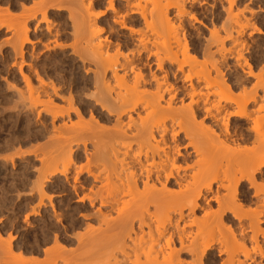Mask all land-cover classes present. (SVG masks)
<instances>
[{"label": "bare ground", "instance_id": "1", "mask_svg": "<svg viewBox=\"0 0 264 264\" xmlns=\"http://www.w3.org/2000/svg\"><path fill=\"white\" fill-rule=\"evenodd\" d=\"M70 1L79 7L81 11L78 10V13L82 12L80 15L74 10L77 16L70 17L74 40L70 51L77 55L79 53L84 77L75 76L77 68L67 67L63 70L58 63L51 67L27 66L28 72L32 71L35 77L28 72L24 74V48L32 43L28 37L30 20L22 19L25 15L21 17V13L19 16L22 22L19 23L20 18L15 16L18 14L14 13L18 6L23 13L29 9L25 8L24 2L19 5L17 0L9 1L11 5L3 6L4 9L1 6L4 2L0 3V29L10 30L12 27L13 32L12 40L4 42V45L11 46L12 54L17 58H14L13 63L21 78L20 81L13 78V83L6 84L16 93L12 110L17 111L18 114L15 110L14 113L19 121L26 118L25 126L22 124L18 133L13 134L10 126L11 132L7 133L10 139L0 141V159L6 165L10 162L13 168L12 158L19 154L22 146L43 140L42 145L36 144L32 150L25 152L35 155L40 151L42 157L35 156L40 163L36 170L38 175L35 174L37 177L33 181L32 177L27 180L28 174L25 178L29 190H26L24 196V207L30 212L24 213L27 209L22 212L26 214L22 221L28 223L29 216L41 218L42 210L47 207L51 211L44 217L45 229L42 227L43 230H39L41 232L37 236L35 233L36 237L28 236V241L23 245L14 244L19 236L9 231L16 229L18 232L21 228L26 230L24 226L20 228L14 221L10 225H0V258H3L0 263L217 264L211 253L216 237L214 234H218V237L225 235L224 239L230 238L228 241L226 238L227 242L220 239L227 246L225 249H230L225 251L223 247L219 248V254L224 250L225 255L236 252L235 248L231 251L230 243L234 246L245 238L244 229L239 228L240 238L231 229L234 221L241 224L247 218L253 232L252 240L255 241L259 233L264 236L258 227L264 212V134L258 127L259 120L264 117L261 115L264 113V67L258 70L255 64L243 60V55L231 49L232 45L230 49L236 53L233 55L235 66L226 63L227 56L223 54L226 51L228 54L229 50L223 49V43L226 38L233 37V29L230 31L225 28L223 42L217 32L211 30L210 37H207L210 41L207 40L208 46L205 43L207 47L203 50L202 60H199L198 54L186 42L183 43L185 35H182L184 29L180 19L188 12L183 0L180 3L173 1V4L178 3L173 5L177 11L175 13L182 16L180 19L176 17L178 24L170 17V0L165 3L162 1L163 4H159L160 0L147 3L146 0H117L124 2L123 9L116 8L114 0H107V7L103 10L100 9L104 5L102 0ZM195 1L190 0V4ZM142 2L145 3L143 7ZM226 2L229 14L234 0ZM47 3V6H54L57 11L65 8L58 2V7L53 2L50 5ZM148 3H151L150 8L146 9L144 6ZM97 8L100 9L98 13L92 12ZM69 9H75V6ZM3 14L6 17L9 15V23L13 25L3 24ZM191 15L189 18H192ZM32 16H28L29 19ZM234 16H231L230 24L238 22L235 20L238 16ZM41 18L47 21L46 15L43 14ZM38 23L36 21L32 29L34 32L39 28ZM240 23L243 25L239 22L237 26ZM114 26L118 27L119 32L113 31ZM238 27L245 29L246 25L244 28ZM49 28H46L47 33L50 32ZM225 29L222 30L225 32ZM103 34L106 35L102 37ZM160 36L165 39L162 44L161 40L164 39ZM120 38L127 40L122 41ZM77 42L81 47H78L79 50L75 45ZM214 42L215 45L221 43L222 49L216 46L217 50L212 48L213 51L211 45ZM174 44L176 46L172 47ZM112 48L116 52L126 50L127 54L122 56V61L110 62L113 53L110 56L109 51ZM86 61L92 63L93 69L86 70ZM89 71L90 89L85 91V77L89 76ZM49 72L53 76L60 73V77L44 80L40 76ZM34 82H37L36 86ZM21 83L23 87L20 88ZM64 88H69L66 95L62 92ZM6 102H2L5 109ZM8 109L11 110V107ZM11 113L5 114L7 116ZM6 116L2 115L0 121L5 123ZM30 116L33 119L35 117L34 125L37 124L34 133L29 132ZM46 117L50 119L49 125L46 124ZM249 122L255 126H249ZM0 126L1 129L5 128L4 124ZM4 131L2 134L8 130ZM15 147L18 152L14 151ZM12 149L16 152L12 153L13 157L8 152ZM58 161H62L59 163L63 165L61 169L57 168ZM82 161H85L87 167L90 165L91 169L88 170L85 165L83 167L86 168L80 167L83 164L79 162ZM70 170L74 171L72 178L69 177ZM83 173H86V178L82 177ZM249 189L253 191V197H256L254 205L257 207L251 210L246 205L252 202L247 198ZM52 193L61 194L59 199L65 200L66 205L76 198L74 208L72 206L69 210L79 213V218L67 209L63 212L60 209L59 212L52 204ZM36 197L37 203L30 207ZM220 228L226 232L224 235ZM251 249L252 256L246 248L245 252L238 249L244 258L241 262L237 261L238 264H249L246 263L247 259L253 263L259 259L264 260L260 245L257 250ZM231 254L226 255L229 256L228 262L224 260L221 264H233L235 258Z\"/></svg>", "mask_w": 264, "mask_h": 264}, {"label": "rangeland", "instance_id": "2", "mask_svg": "<svg viewBox=\"0 0 264 264\" xmlns=\"http://www.w3.org/2000/svg\"><path fill=\"white\" fill-rule=\"evenodd\" d=\"M9 1H12V0H9ZM8 0H0V3L1 2H4V3H1L2 5V7L3 6H5V7H9L10 5H11V2H9ZM15 1V0H14ZM18 1V3H20L22 0H17ZM33 3H32V2ZM38 1V2H37ZM42 1H45V3L43 4V2ZM103 1V3H104V5L102 6V7H100V9H104L105 7H107V6H105V5H107V0H102ZM147 1L148 2H150L151 0H146V2L145 3H147ZM153 1V0H152ZM161 2L159 3V4H163V2L162 1H164V3L165 2H167V0H160ZM173 1L174 0H170V1H168V2H172V3H168V4H171V8L169 7V14L171 15L170 17L172 18H174V19H172L174 22H175V24L177 23L178 24V21H176L177 20V18H181L182 16H183V18L182 19H180L179 21L180 22H183L182 23V28L184 29L183 30V36H184V42L183 43H187V45H189L191 48H192V50H194V52H196V54H198V59L199 60H202V53H203V50H204V48H205V46H206V44H207V46H208V41H210V40H208V38L210 37V35L209 34H211V32L214 30V31H216L217 32V34L222 38V42H223V39H224V37L226 36V34H224V33H226V29L225 28H227V29H233L232 31H231V33H232V36L234 37L235 35V37L233 38V37H231V39L233 38V40L231 41V39L230 38H226L225 39V41H224V43H223V45L225 46V47H223V49H225V50H229V53L227 54V51L223 54V51L221 50V52H222V54L223 55H226L227 57H226V63L228 64V65H230V66H235V60H234V56L233 55H235L236 53H240L239 55L240 56H242L241 58L243 59V60H246L247 62H250V63H252V64H255L256 66H257V68H258V70L259 69H261V67H264L263 65V63L264 62H262V61H264V0H234V2H233V5H232V8H231V12L233 11V13H227V8H228V5H227V2H226V0H199V2H197V0L195 1V3L194 2H191V4H190V0H183L184 1V8H186L187 10H188V12H187V14H185V15H182V16H177V14L175 13V12H177L176 11V9L174 8V6L176 5V4H178L177 2H175V4H173ZM175 1H181V0H175ZM24 2V4L23 5H25L26 4V6H25V8L26 9H29V10H27V12H29V13H27L26 11V13L24 14L22 11H21V8H20V6H18V8L16 7V11H15V13L14 14H18V15H15V16H18L19 18H20V16H19V14H21V17L23 16V15H25V17L24 18H22V19H25V18H28V21H29V24H28V28H29V32H28V37H29V41H30V43L31 44H28V45H26L25 46V48H24V53H25V59H24V62H25V65H24V74H31L30 76H32V77H35V75L32 73V71H29L28 72V69H29V67H27V66H37V68L38 67H41V66H44V67H48V65H49V67H51V66H53V65H56L57 63L61 66V68L63 69V70H66L67 69V67L68 68H74V69H76L75 71V76H80V77H84L85 76V72H84V69L80 66L81 65V59H80V55H79V53H78V55L77 54H74L72 51H70L71 49H72V47H71V45H73L74 44V40H73V34H72V32H73V28H71V20H70V17H75V16H77L76 14L78 13V10L79 11H81L80 9H79V7H77V5L74 3V1H70V0H53L52 2L53 3H55V6L56 7H58L57 6V4L58 3H60V4H58V5H60V6H64L65 8H67L68 7V5H69V7L65 10V8L64 9H61L60 11H57V9L55 10V7L53 6V8H51L50 6H47L48 5V3L47 2H49V5H50V3H52V2H50L49 0L47 1V0H26V1H22V3ZM42 2V3H41ZM58 2V3H57ZM67 2V6L65 5V3ZM71 2V3H70ZM6 3V4H5ZM22 3H20L19 5H21ZM73 3V4H72ZM145 3L144 2H142V7H143V5H145ZM156 3V2H155ZM180 3V2H179ZM182 3V2H181ZM194 3V4H193ZM202 3V4H201ZM5 4V5H4ZM36 4V5H35ZM149 4H151V3H148V5ZM224 4H226V5H224ZM114 5L116 6V8H121L122 7V9L125 7V5H124V2H121V1H117V0H114ZM148 5L147 6H144V7H146V9L147 8H150V5H149V7H148ZM165 5V4H164ZM174 5V6H173ZM187 5V6H186ZM30 6H31V8H30ZM34 8H33V7ZM37 6V7H36ZM40 6V8L38 9V7ZM74 7L75 6V9H69V8H72V7ZM119 6V7H118ZM193 6V7H192ZM227 6V7H226ZM5 7H3L2 9H4ZM29 7V8H28ZM45 9H47V10H45ZM49 9H48V8ZM192 7V8H191ZM38 10H37V9ZM61 8V7H60ZM77 8V9H76ZM223 8V9H222ZM41 9H42V11L43 10H45L46 11V14L44 13V11L42 12L41 11ZM98 9V10H97ZM97 9H95L94 11H92V12H95V13H98L99 11H100V9L99 8H97ZM185 9V10H186ZM191 9H194L193 11L191 10ZM35 10H37L38 12L36 13V11ZM74 10H77L76 12L74 11ZM39 11H41V13H39ZM97 11V12H96ZM31 12H35L34 14L33 13H31ZM82 13V12H81ZM81 13L79 12L78 14H80L81 15ZM109 14H110V12H108ZM173 13V14H172ZM175 13V14H174ZM237 13V14H236ZM43 14L44 15H46V17H47V23L46 22H44V20H42V16H43ZM192 14V15H191ZM239 14V15H238ZM4 15V14H3ZM35 16L34 17V20H31V19H33L32 17L33 16ZM176 15V16H175ZM189 15V16H188ZM190 15L192 16V18L193 19H195V21L194 20H192V18H189L190 17ZM234 16V15H237L238 16V18H235V20L236 21H238V22H236L237 24H239V22H242L243 23V25L240 23V25H238V26H242L243 28L245 27V25H246V27H245V29H241V28H239L238 26H237V24L236 23H234V21H233V24H234V26H233V24L231 23H229V21H231L230 20V18H232L231 16ZM0 16H1V14H0ZM28 16H32V17H30V19H29V17ZM79 16V15H78ZM187 16V17H186ZM194 16V17H193ZM236 16V17H237ZM242 16V17H241ZM244 16V17H243ZM67 17H69V18H67ZM177 17V18H176ZM235 17V16H234ZM10 17H9V15H7V17H6V14L2 17V19H1V21L3 22V24L5 23V25L7 26V23L8 24H10L9 22H10V19H9ZM35 18H37V19H35ZM189 18V19H188ZM246 18V19H245ZM21 18L19 19V23H21L22 20ZM222 19H224V20H222ZM239 19V20H238ZM40 20H42L41 22H40ZM49 20V21H48ZM183 20V21H182ZM228 20V21H227ZM234 20V19H233ZM241 20V21H240ZM244 20V21H243ZM246 20H248V21H246ZM13 21V20H12ZM36 21L38 22L39 21V23H38V25H37V27H39L38 28V30L36 31V32H34L32 29H33V27L35 26V24H36ZM220 21H222V22H220ZM248 22V23H246V22ZM48 22H50V23H48ZM199 22V23H198ZM200 22H201V24H200ZM224 22H226V23H224ZM227 22H228V26L226 27V25H227ZM245 22V23H244ZM13 23H14V21H13ZM16 24V23H15ZM51 24V25H50ZM221 24H223V25H221ZM225 24V25H224ZM236 24V25H235ZM248 24V25H247ZM10 25H13V24H10ZM10 25H9V27H10ZM50 25V26H49ZM214 25V26H213ZM230 25H231V28H228V27H230ZM250 25V26H249ZM46 26V27H45ZM220 26V27H219ZM49 28V30H50V32L49 33H47V31H46V28ZM221 27H223V28H221ZM247 27H249V28H247ZM12 27H10V30L9 29H5V28H1L0 29V44H1V42H2V44L0 45V48H1V46H2V48L0 49V112L2 113L1 114V118H2V115L3 116H6V114L5 113H7V112H12L10 115H7L6 116V120L7 121H5V123H3L4 121H0V123L2 122V124H4L5 125V131H4V129H1L0 128V141L2 140V139H6L7 138V140H8V138H9V134H7V133H10L11 132V130H13L12 131V133L13 134H15V133H18V130L19 129H21V126H22V124L24 125L25 124V121H26V118L24 117V119L22 120V121H19L18 119V117H17V115L15 114V113H17V111L15 112L14 110H12V104H14V101L16 100V93L14 92V90H12V89H10V88H8L7 86H8V84H6V82L7 83H13L12 82V80H13V78L15 79V80H17V81H20V77H19V75H18V72H17V66L16 65H14V61H15V59H17V58H15L14 56H13V54H12V51H11V46L9 45V44H6V45H4L5 43L4 42H9V41H11L12 40V37H13V32H12V29H11ZM217 28V29H216ZM219 28H220V30H219ZM113 31L114 32H119V29H118V27H116V26H114L113 28ZM225 29V32L223 31V30ZM241 29V30H240ZM258 29V30H257ZM212 30V31H211ZM219 30V31H218ZM222 31V33H220ZM238 31V32H237ZM241 31V32H240ZM259 31V33H257ZM180 32H182V31H180ZM233 32H234V34H233ZM60 33V34H59ZM57 34H59V36L57 35ZM237 34H239V35H237ZM12 35V36H11ZM44 35V36H43ZM106 34H103L102 35V37H104ZM225 35V36H224ZM40 36V37H39ZM154 36H159V35H154ZM209 36V37H208ZM10 37V38H9ZM39 37V38H38ZM155 37V38H156ZM164 37V36H163ZM163 37H161L160 36V38H162V39H164ZM182 37V36H181ZM180 37V38H181ZM208 37V38H207ZM220 37H217L218 39L220 38ZM237 37V38H236ZM159 38V37H158ZM157 38V39H158ZM159 38V39H160ZM8 39V40H7ZM156 39V41H158ZM182 39H183V37H182ZM211 39V38H210ZM228 39V40H227ZM55 40V41H54ZM120 40H122V41H126L127 40V38H120ZM208 40V41H207ZM239 43H241V44H239L238 45V43L236 42V41ZM241 40V41H240ZM162 41V42H161ZM159 43L160 44H162L164 41H165V39L164 40H161ZM206 41V42H205ZM213 41V40H212ZM211 41V42H212ZM56 42V43H55ZM71 42H73L72 44H71ZM111 42H113V43H115V41L114 40H111ZM232 42V43H231ZM243 42V43H242ZM60 44L61 45V48L60 47H57V46H59L58 44ZM112 43V44H113ZM158 43V44H159ZM206 43V44H205ZM234 43V44H233ZM235 43H237V44H235ZM204 44V45H203ZM211 44H213V43H211ZM57 45V46H56ZM76 46H77V48L78 47H80V46H78V42H77V44H75ZM231 45H232V47H231ZM233 45H235V49L233 48ZM57 48H56V47ZM62 46H63V48H62ZM156 46H157V44H156ZM162 46V45H161ZM174 46H176L175 44L172 46V47H174ZM206 46V47H207ZM216 46H218L217 48H219V46H220V48H221V43H216V45H215V42H214V44L213 45H211V49L213 48V49H215V50H217L215 47ZM236 46H237V48H236ZM240 46V48H238ZM47 49H46V48ZM203 47V48H202ZM229 49H228V48ZM230 47H231V49L233 50V51H236V53L235 52H233L232 53V50L230 49ZM81 48V47H80ZM132 48V47H131ZM131 48H130V50H131ZM159 48V47H158ZM227 48V49H226ZM212 49V50H213ZM222 49V48H221ZM240 49H242V51L240 52ZM77 50H79V48L77 49ZM113 50V51H112ZM124 49H122L121 51L119 50V51H115V49H110V51H109V55L110 54H112V56L110 57V62H115V61H122L121 60V58L123 59V57L125 56V53H126V50H124ZM196 50V51H195ZM202 50V51H201ZM112 51V52H111ZM214 51V50H213ZM246 51V52H245ZM114 52H116V53H114ZM128 52V51H127ZM198 52V53H197ZM200 52V53H199ZM245 52V53H244ZM71 53V54H70ZM118 53V55H115V54H117ZM122 53H123V55H122ZM232 54V56H230L231 54ZM120 54V55H119ZM127 54V53H126ZM230 54V55H229ZM78 56H79V58H78ZM114 56V57H113ZM118 56V57H117ZM121 56V57H120ZM123 56V57H122ZM201 56V57H200ZM217 57L216 58H218L219 57V55H218V53H217V55H216ZM115 58V59H113V58ZM15 58V59H14ZM109 58V57H108ZM112 58V59H111ZM120 58V59H119ZM63 59V60H62ZM117 59V60H116ZM113 60V61H112ZM243 60H241V62H243ZM34 64H33V63ZM12 63V64H11ZM32 63V64H31ZM234 65H233V64ZM257 63V64H256ZM260 63V64H259ZM262 63V64H261ZM28 64H30V65H28ZM42 64V65H41ZM232 64V65H231ZM14 65V66H13ZM63 66V67H62ZM85 66H86V70L87 69H93L92 67V63L90 62V61H86L85 62ZM9 67V68H8ZM79 67V68H78ZM34 68H36V67H34ZM12 71V72H11ZM25 71H26V73H25ZM237 71H238V73L240 72V70L239 69H237ZM28 72V73H27ZM31 72V73H30ZM89 75H91V71H89V72H87ZM14 74V75H13ZM57 74V75H56ZM55 74V76H53L54 74L53 73H47V74H41L40 76L44 79V80H47V78H50V79H52V80H54V79H57V78H59L60 76V73H56ZM16 75V76H15ZM58 76V77H57ZM55 77H57V78H55ZM73 78V77H72ZM263 78H264V75H263ZM19 79V80H18ZM33 79H35V78H33ZM252 83L254 84V82H253V80H252ZM21 86H19L20 88L21 87H23V84L21 83L20 84ZM34 85L36 86L37 85V82H34ZM9 89V90H8ZM67 89H69V88H67ZM67 89L66 88H64L63 89V93H64V95H66L67 93L66 92H68L67 91ZM63 93H62V95H63ZM14 97H15V100H13L14 99ZM3 98H5V99H3ZM4 100V103L6 102V109H5V104L4 103H2L3 102V100ZM2 100V101H1ZM13 100V101H12ZM9 102V103H8ZM12 102V103H11ZM4 107V111L5 110H7L9 107H11V110L10 109H8L6 112H4L3 111V108H2V106ZM8 105V106H7ZM8 107V108H7ZM1 108H2V110H1ZM13 108H14V105H13ZM10 110V111H9ZM15 112V113H14ZM4 113V114H3ZM263 113V112H262ZM261 113V115L262 116H264V113L262 114ZM16 116H15V115ZM18 114V113H17ZM11 116H12V118H11ZM14 116V117H13ZM9 117H10V119H9ZM72 118H74L75 119V117H72ZM34 119H35V117H34ZM33 119V116L31 117L30 116V122H29V132L30 131H32L33 132V130H35L36 131V128H37V124L36 125H34L35 123H34V120ZM46 124L47 125H49L50 124V119H49V117H46ZM263 119H264V117H263ZM263 119H261V120H259L258 122H259V130H261L262 132H263V134H264V129L262 128V127H264L263 126V124H264V120ZM15 120H17V121H15ZM34 120V121H33ZM10 121V122H9ZM7 122H9V123H7ZM12 122V123H11ZM8 125H7V124ZM14 123L16 124L15 125V127H14ZM21 123V124H20ZM2 124H0V125H2ZM13 125V126H12ZM247 125V124H246ZM245 125V126H246ZM248 125L249 126H253L254 124H252V122H249L248 123ZM248 125H247V127H248ZM262 125V126H261ZM11 126V127H10ZM19 126V127H18ZM25 126V125H24ZM35 126V127H34ZM255 126V125H254ZM1 127V126H0ZM8 129H7V128ZM11 128V130H10V128ZM12 127H13V129H12ZM15 128V129H14ZM49 128H50V126H49ZM8 130V131H7ZM2 131H4V132H6V133H4V134H2L3 132ZM10 131V132H9ZM32 132H30V133H32ZM34 133V132H33ZM2 134V135H1ZM4 135H6L7 137H5ZM2 136H4L3 138H2ZM11 137V136H10ZM10 139V138H9ZM38 141H39V143H38ZM41 141H43V140H41ZM40 140H37V141H34V142H31L30 144H26V146H22V148H21V146H18L17 148H21L20 150H19V154L18 155H14V157H13V154L14 153H16V152H18V149L16 148L14 151H16V152H13V149L12 150H9L8 152H10L11 153V156L13 157H11L10 155L8 156V154H7V152H5L6 154H7V156L8 157H11L12 159H13V168H12V164H10V162H8V164L6 165V164H3V162H1L2 160L0 159V175L2 176H4L5 177V179H4V177L3 178H1V176H0V202L3 200V202H1L2 203V205H3V207L5 208H3V207H0V211L2 210L3 212H1L0 214L2 215H0V225H2V224H5V225H10L13 221H14V224L16 225V226H20V228L22 227V226H24V228H26V230L25 229H23V228H17V230L18 229H20V230H18V232H16V229H12L11 231H9L12 235H15V236H17V234H18V236L20 237V235H21V237L19 238H17V240L14 242V244H18V243H21V245H23L24 244V242H27L28 241V236H34V237H36L38 234H39V232H41V231H39V230H43V229H45L44 227H45V225H46V221H44V220H46V219H44V217H47L48 216V214L49 213H51V211L49 210L50 208L49 207H47L45 210L43 209L42 210V217L40 218V217H35V216H29V219H28V223L27 222H25V221H22L23 219H24V217L23 216H25L27 213H29L30 211H29V209L28 208H26L25 209V207H24V205L26 204L25 203V201H24V196H26V190L28 191L29 189L27 188V186H26V184H25V182H26V179L28 180L30 177H32L33 179H32V181L34 180V178H36L37 176L36 175H38L37 173H36V170H37V168L39 169V167H40V163H39V159L38 158H40V156L42 157V154H41V152L39 151L38 153H36L35 155L34 154H26L25 152H28V151H30V150H32L33 149V147H34V145L36 146V144H38V146H40V145H42L43 144V142H41ZM37 142V143H36ZM45 142V141H44ZM28 146V148H26ZM80 146V145H79ZM26 148V149H25ZM12 151V152H11ZM21 151H23L22 152V154L23 155H21L20 156V152ZM4 153V154H5ZM13 153V154H12ZM1 154V153H0ZM5 154V155H6ZM17 156V157H16ZM19 156V157H18ZM24 156V157H23ZM35 156H38V158L37 157H35ZM0 157H1V155H0ZM3 157V156H2ZM37 158V159H36ZM42 159V158H41ZM60 162H62V161H58V164H57V166L59 165V163ZM84 162L85 161H82V162H79V163H82L81 165L82 166H80V167H83L85 164H84ZM17 163V164H16ZM78 163V164H79ZM28 164L29 165H31V166H28ZM62 164V163H61ZM63 164H65L64 162H63ZM78 164H76V166L78 165ZM4 165V166H3ZM35 165V166H34ZM80 165V164H79ZM78 165V166H79ZM34 166V167H33ZM63 166V165H62ZM61 165H59V167H57V168H60V167H62ZM77 166V167H78ZM86 166V165H85ZM87 167V166H86ZM86 167H83V168H86ZM88 168H90L91 169V167H90V165H89V167H87V169ZM61 169V168H60ZM4 170V171H3ZM33 170H35V172L33 171ZM85 170V169H84ZM89 170V169H88ZM2 171V172H1ZM25 171H26V173H25ZM33 171V172H32ZM73 170H70L69 171V174H70V178H72L73 176H74V174H73V172H72ZM29 172V173H28ZM2 173H4V174H2ZM23 173V174H22ZM32 173V174H31ZM7 174V175H6ZM29 174V176H28V178H26V175H28ZM36 174V175H35ZM84 174V173H83ZM82 174V177L83 178H86V173L83 175ZM32 175H34V176H32ZM21 176H25L24 178H21ZM36 176V177H35ZM21 178V179H20ZM26 178V179H25ZM23 179V180H22ZM31 179V178H30ZM20 180V181H19ZM72 180V179H71ZM83 180V179H82ZM29 181H31V180H29ZM24 182V183H23ZM28 182V181H27ZM16 183L19 185H16ZM23 185V186H22ZM12 186V187H11ZM14 186H18V187H20L19 189H18V187L16 188V187H14ZM24 187V189L22 188V187ZM244 187H248L247 186V184H245V186ZM56 190V189H55ZM9 191V192H8ZM248 194H247V198H248V200H252V202H251V204L249 203V204H246L247 205V208L249 207V209L248 210H251V209H255V208H257L256 207V205H254L255 204V201H256V197H253V191L251 190V189H249L248 191ZM20 193V194H19ZM17 194H19V195H17ZM250 194V195H249ZM58 195V196H57ZM17 196H18V198H17ZM61 196V194H58V193H52V204L54 205V206H56V208L58 209V211L61 209L62 210V212L64 211V210H69L70 208L72 209V206H73V204H74V202H75V200H76V198H74V199H72L67 205H66V201L65 200H62L61 198L59 199V197ZM252 196V197H251ZM62 197V196H61ZM251 197V198H250ZM17 198V199H16ZM262 198H264V195H263V197ZM20 199V200H19ZM37 200V197L36 198H34V201H36ZM253 200H254V202H253ZM10 201V202H9ZM24 201V202H23ZM34 201H32L34 204H32L31 203V205H30V207L31 206H35V204L37 203V201L36 202H34ZM9 202V203H8ZM0 203V204H1ZM7 203V204H6ZM10 203H12L13 205H11ZM21 203L23 204V205H21ZM8 205V204H10V206H6V205ZM20 204V206H18ZM2 205H0V206H2ZM16 205L18 206V207H16ZM14 206V207H13ZM61 208H60V207ZM69 206V207H68ZM96 207H98V205H95ZM214 205H212V207H213ZM255 206V207H254ZM12 208V209H11ZM15 208V209H14ZM18 208V209H17ZM23 208H24V210H23ZM63 208V209H62ZM73 208H74V206H73ZM95 208V207H94ZM214 208H215V206H214ZM246 208V209H247ZM251 208V209H250ZM259 209V208H258ZM15 210H17V211H15ZM19 210H21V212H19ZM26 210V211H25ZM94 210V209H93ZM23 211H25L24 213H26V214H24V213H22ZM29 211V212H28ZM45 211H47V213L45 212ZM48 211H50V212H48ZM71 213L73 212V211H71V210H69ZM104 212H105V210H103ZM13 212V213H12ZM15 212V213H14ZM59 212H61V211H59ZM18 213H19V215H18ZM21 213V214H20ZM45 213V214H44ZM75 212H73L72 214H73V216L74 215H76V216H74V217H77V218H79V213H75ZM12 214H14V215H12ZM8 215H10V216H8ZM12 215V216H11ZM47 215V216H46ZM11 217H12V220H11ZM15 217H16V220H13V219H15ZM36 218V219H35ZM81 218V217H80ZM7 219H8V221H7ZM33 219V220H32ZM35 219V220H34ZM40 219V220H39ZM260 219H261V222L259 223V229L260 230H262V232H264V212L261 214V217H260ZM9 220H10V222H9ZM43 220V221H42ZM82 220V219H81ZM17 223H16V222ZM42 222H43V224H42ZM27 225H26V224ZM91 223H93V222H91ZM21 224V225H20ZM93 224H95V223H93ZM248 224H249V221L247 220V218L244 220H242L241 221V224H239L238 222H236V221H234V224H232V227H231V229L235 232V234H238L237 235V238H240L239 237V233L238 232H240V230L241 229H239V228H242V229H244V235H245V238H244V240H242V241H240L241 243V246H240V244L238 245V244H236V245H234L233 246V243H230V245H229V247H231V251H233V249L234 250H236V252L234 253V251L233 252H230V253H232L231 254V256L233 255V259L234 260H236V262H234V260H233V264L234 263H237V261H242L244 258H243V254L241 255L240 254V252H245L244 251V249L246 248V250L248 251V252H250V256H252L253 255V253H252V249L251 248H253V249H256V248H258V246L260 245V249H263V252H264V236H262L261 235V233H259L258 234V236H257V242H256V239H255V241L254 240H252V238H251V236H252V234H253V232L251 233V231H252V229H250L249 228V226H248ZM30 225V226H29ZM44 225V226H43ZM231 225V224H230ZM238 225V226H237ZM241 225V226H240ZM2 226H4V225H2ZM28 226V227H27ZM1 227V226H0ZM42 227H43V229H42ZM228 228V227H227ZM14 230H15V232H14ZM22 230V231H21ZM220 230H221V234L223 233V235L226 233H224L223 231V229H221L220 228ZM236 230V231H235ZM24 231V232H23ZM36 231V232H35ZM28 232V233H27ZM217 231L215 230V232L214 233H216ZM219 232V231H218ZM15 233V234H14ZM20 233H22V234H20ZM27 233V234H26ZM35 233H36V236H35ZM20 234V235H19ZM220 234V233H219ZM218 235V234H217ZM216 234H214V236H216V237H212L213 239H214V247H213V249H212V251H211V253H212V255L214 256V258H215V261L217 260V264H221L222 263V261H226V262H228L227 261V259H229V256H230V253H226V255L228 254L229 256L227 257L226 255H225V251H227V250H230L229 248L228 249H225L226 247H225V245H223L222 244V242H224V241H220V239L221 240H225L226 241V238H227V241H228V239H230L229 237H225V239H224V236H222V235H220L221 237H218ZM24 236H26V237H24ZM226 236H227V234H226ZM250 236V237H249ZM25 238H26V241H25ZM219 238V240L218 241H220L219 243H221V244H219L218 243V241L216 240V239H218ZM20 239H23V240H21L20 241ZM250 239V240H249ZM18 241V242H17ZM20 241V242H19ZM216 241V242H215ZM226 241V242H227ZM17 242V243H16ZM231 242V241H230ZM244 242V243H243ZM243 243V244H242ZM30 244V243H29ZM218 246V245H220V246H216V245ZM246 244V245H245ZM258 244V245H257ZM18 245H20V244H18ZM221 245H223V246H221ZM228 245V244H227ZM243 245V246H242ZM28 246H30V245H28ZM73 246H75V243L72 245V248H73ZM235 246H238L239 248V251H238V249H237V247H235ZM256 246V247H255ZM221 247H223L224 248V250H223V252H221L220 254H219V252L218 251H220V249L219 248H221ZM233 247V248H232ZM244 247V248H243ZM255 247V248H254ZM241 248H243V250L241 249ZM241 249V250H240ZM249 249V250H248ZM252 250V251H251ZM257 250V249H256ZM219 254V255H218ZM236 254H238V255H236ZM252 254V255H251ZM235 256V257H234ZM1 257V256H0ZM184 258L187 260V258L184 256ZM231 258V257H230ZM240 258V259H239ZM1 260H3V258H0ZM239 259V260H238ZM1 260H0V262H1ZM224 261V262H225ZM240 261V262H241ZM259 261V262H258ZM257 262H258V264H264V260L263 259H259V260H257ZM257 262H255V263H253L252 261H249V259H247V261H246V263H249V264H257ZM2 263V262H1ZM0 263V264H1ZM4 263V262H3ZM238 264V263H237Z\"/></svg>", "mask_w": 264, "mask_h": 264}, {"label": "snow or ice", "instance_id": "3", "mask_svg": "<svg viewBox=\"0 0 264 264\" xmlns=\"http://www.w3.org/2000/svg\"><path fill=\"white\" fill-rule=\"evenodd\" d=\"M262 62H264V61H262ZM262 75H264V69H262ZM90 79H91L90 75L85 77V91H89V89H90V85L88 84V81H90Z\"/></svg>", "mask_w": 264, "mask_h": 264}]
</instances>
